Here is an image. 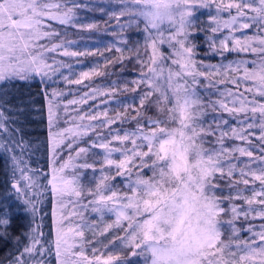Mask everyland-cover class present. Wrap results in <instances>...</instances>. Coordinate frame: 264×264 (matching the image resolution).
Here are the masks:
<instances>
[{
  "label": "snow or ice",
  "instance_id": "1",
  "mask_svg": "<svg viewBox=\"0 0 264 264\" xmlns=\"http://www.w3.org/2000/svg\"><path fill=\"white\" fill-rule=\"evenodd\" d=\"M0 264H264V0H0Z\"/></svg>",
  "mask_w": 264,
  "mask_h": 264
},
{
  "label": "trees",
  "instance_id": "2",
  "mask_svg": "<svg viewBox=\"0 0 264 264\" xmlns=\"http://www.w3.org/2000/svg\"><path fill=\"white\" fill-rule=\"evenodd\" d=\"M85 3L90 2V0H84ZM91 2H96V0H91ZM84 16L87 20L89 21H99L102 25H103V21L104 19H106V17H102L99 13H84ZM111 37H103V43H108L111 42ZM92 42H89V46H91ZM92 58H90L91 60ZM44 120L43 116H38L36 118V123L34 125V127L36 128L37 132H41L44 128H45V123H42L41 121ZM43 138V137H41ZM34 159H39L41 165L44 164V157L43 154H38L37 157H34Z\"/></svg>",
  "mask_w": 264,
  "mask_h": 264
}]
</instances>
